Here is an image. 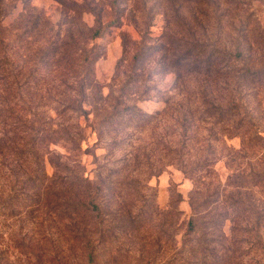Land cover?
<instances>
[{"label":"rangeland","instance_id":"1","mask_svg":"<svg viewBox=\"0 0 264 264\" xmlns=\"http://www.w3.org/2000/svg\"><path fill=\"white\" fill-rule=\"evenodd\" d=\"M3 134L0 264H264V0H0Z\"/></svg>","mask_w":264,"mask_h":264},{"label":"trees","instance_id":"2","mask_svg":"<svg viewBox=\"0 0 264 264\" xmlns=\"http://www.w3.org/2000/svg\"><path fill=\"white\" fill-rule=\"evenodd\" d=\"M192 54H194V57L196 56V52L195 51H190V50H187V51H184V52H181L180 53V55L176 58V56H175V60H177V65L173 62L174 61V59H172L173 61V67H176V68H178V69H181V68H183L185 65H187L188 64V61L191 59V56H192ZM212 57V56H211ZM209 58L208 59V61H211V59L212 58ZM48 137H51V134L50 133H47L46 134ZM7 135L6 134H3V137H1V143H0V154L5 150V148H8V147H11L12 146V148H14V147H17L16 145H13L14 143H12V144H9L8 142H7V140L9 139V137H6ZM193 224H194V221H193V219L190 221V229H193ZM93 253H92V251H89L88 252V257H90V260H92L93 259Z\"/></svg>","mask_w":264,"mask_h":264}]
</instances>
